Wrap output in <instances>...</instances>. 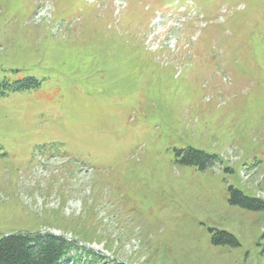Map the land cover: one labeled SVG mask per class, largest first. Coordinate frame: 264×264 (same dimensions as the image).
<instances>
[{"label": "rangeland", "instance_id": "374dc122", "mask_svg": "<svg viewBox=\"0 0 264 264\" xmlns=\"http://www.w3.org/2000/svg\"><path fill=\"white\" fill-rule=\"evenodd\" d=\"M169 1L0 0V238L264 264V0Z\"/></svg>", "mask_w": 264, "mask_h": 264}, {"label": "trees", "instance_id": "16d2710c", "mask_svg": "<svg viewBox=\"0 0 264 264\" xmlns=\"http://www.w3.org/2000/svg\"><path fill=\"white\" fill-rule=\"evenodd\" d=\"M38 80L28 77L12 90L21 89L30 83L33 86ZM202 153L194 151L193 157ZM208 159V156L202 154ZM230 202L250 208L263 209L264 203L258 199H250L241 192L231 189ZM228 236V235H227ZM106 256L85 247L79 241L67 239L62 235H55L49 231L44 232H16L0 238V264H103ZM112 264H125L111 261Z\"/></svg>", "mask_w": 264, "mask_h": 264}]
</instances>
